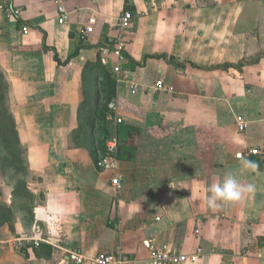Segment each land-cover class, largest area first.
<instances>
[{
  "label": "crops",
  "instance_id": "obj_1",
  "mask_svg": "<svg viewBox=\"0 0 264 264\" xmlns=\"http://www.w3.org/2000/svg\"><path fill=\"white\" fill-rule=\"evenodd\" d=\"M64 1L62 25L54 0H0V75L36 202L17 220L0 178V264H150L147 242L202 248L201 264H264V0ZM125 12L129 78L117 82L118 58L101 49ZM114 138L119 191L96 165ZM226 172L256 190L209 208Z\"/></svg>",
  "mask_w": 264,
  "mask_h": 264
},
{
  "label": "built area",
  "instance_id": "obj_2",
  "mask_svg": "<svg viewBox=\"0 0 264 264\" xmlns=\"http://www.w3.org/2000/svg\"><path fill=\"white\" fill-rule=\"evenodd\" d=\"M58 12V23L66 24L70 20L71 13L67 10L64 0H54ZM11 15L20 16V11H10ZM95 19H91L90 23L93 25ZM133 22V14L131 12H125L115 24L116 36L107 41L104 47L101 49V55L106 58L110 54H114L118 58V63L114 67L113 71L117 76V82L127 81L129 78L128 71L123 68V62L125 61V48H126V35L127 31L131 27ZM28 28H23V33H28ZM92 27L85 31V35L92 33ZM103 62L105 60L103 59ZM132 93L137 94L139 87L131 83ZM157 91H172L171 88L165 87L162 81H158L156 84ZM111 112H117L118 105L116 101L109 104ZM118 124H122V119H117ZM236 124L240 132H245L248 129V122L245 118L238 116L236 118ZM257 150H251L249 155H258ZM97 168L100 171L111 173V185L117 190H121L123 187V177L119 173L120 159H119V141L117 139H110L106 144V150L101 154L97 161ZM199 233V232H197ZM26 241H31L35 245H39V241L32 237H29ZM146 249L150 252V264H201L203 257L202 248H198L195 252L186 254L179 253L171 248L169 245L162 247L156 246L153 242L145 243ZM73 260L77 264H87L85 258L80 255L73 256ZM96 264H133L134 261L127 255L122 253L117 254H100L95 259Z\"/></svg>",
  "mask_w": 264,
  "mask_h": 264
},
{
  "label": "trees",
  "instance_id": "obj_3",
  "mask_svg": "<svg viewBox=\"0 0 264 264\" xmlns=\"http://www.w3.org/2000/svg\"><path fill=\"white\" fill-rule=\"evenodd\" d=\"M7 84L0 75V169L3 174L15 169L26 173L25 148L22 146L17 126L7 108ZM105 141L110 137L108 131H102ZM16 195L31 197L26 191V185L21 182L15 192Z\"/></svg>",
  "mask_w": 264,
  "mask_h": 264
},
{
  "label": "clouds",
  "instance_id": "obj_4",
  "mask_svg": "<svg viewBox=\"0 0 264 264\" xmlns=\"http://www.w3.org/2000/svg\"><path fill=\"white\" fill-rule=\"evenodd\" d=\"M241 163L245 169H255L257 167L254 161L247 159L242 160ZM255 190V185L249 184L245 186L232 173L226 172L221 182L210 185L208 189L210 195L207 198V205L209 208L214 209L220 206L218 202H239L246 194L253 193Z\"/></svg>",
  "mask_w": 264,
  "mask_h": 264
},
{
  "label": "rangeland",
  "instance_id": "obj_5",
  "mask_svg": "<svg viewBox=\"0 0 264 264\" xmlns=\"http://www.w3.org/2000/svg\"><path fill=\"white\" fill-rule=\"evenodd\" d=\"M29 177L30 175L28 169L26 173L19 174L17 170L11 169L8 171V173L6 172L5 174H0V178H2L1 181L3 180L2 182L5 184L2 189L6 191V200L11 201V199H13V211L17 220L19 219V217L24 219L25 221L28 220L29 217L27 214H32L36 204L33 196L27 197L15 195L19 184H21V182H24L26 185L28 183ZM6 183L8 185H6ZM14 199L17 201L16 209L14 208Z\"/></svg>",
  "mask_w": 264,
  "mask_h": 264
}]
</instances>
